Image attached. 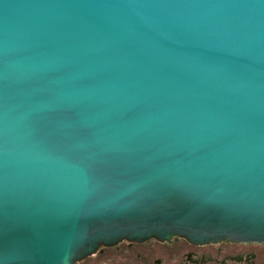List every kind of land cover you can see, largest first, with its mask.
<instances>
[{
	"label": "water",
	"instance_id": "obj_1",
	"mask_svg": "<svg viewBox=\"0 0 264 264\" xmlns=\"http://www.w3.org/2000/svg\"><path fill=\"white\" fill-rule=\"evenodd\" d=\"M172 236L264 243V0H0V264Z\"/></svg>",
	"mask_w": 264,
	"mask_h": 264
},
{
	"label": "flooded vegetation",
	"instance_id": "obj_2",
	"mask_svg": "<svg viewBox=\"0 0 264 264\" xmlns=\"http://www.w3.org/2000/svg\"><path fill=\"white\" fill-rule=\"evenodd\" d=\"M94 256V259L90 258ZM90 260L88 263L87 261ZM74 264H264V243L222 240L192 244L182 237L169 241H122L102 247Z\"/></svg>",
	"mask_w": 264,
	"mask_h": 264
},
{
	"label": "rangeland",
	"instance_id": "obj_3",
	"mask_svg": "<svg viewBox=\"0 0 264 264\" xmlns=\"http://www.w3.org/2000/svg\"><path fill=\"white\" fill-rule=\"evenodd\" d=\"M91 259H94V256H92V257L90 258V260H91ZM90 260H88L87 263H88Z\"/></svg>",
	"mask_w": 264,
	"mask_h": 264
}]
</instances>
